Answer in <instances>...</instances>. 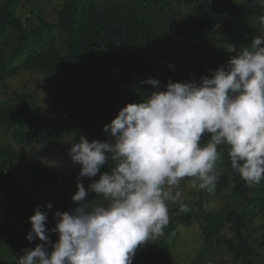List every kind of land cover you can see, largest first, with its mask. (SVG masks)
Returning <instances> with one entry per match:
<instances>
[{"label":"trees","instance_id":"16d2710c","mask_svg":"<svg viewBox=\"0 0 264 264\" xmlns=\"http://www.w3.org/2000/svg\"><path fill=\"white\" fill-rule=\"evenodd\" d=\"M262 17L256 0H0V264H16L41 243L27 239L34 208L48 213L52 229L55 211L75 207L80 166L71 161L70 137L111 141L103 126L123 106L169 80L198 83L227 68L236 53L226 49L247 47ZM218 151L215 190L194 189L188 212L168 206L164 236L139 248L132 264H201L171 256L179 228L194 223L206 263L264 264V180L248 186L227 146ZM99 175L80 180L87 189Z\"/></svg>","mask_w":264,"mask_h":264},{"label":"clouds","instance_id":"9594fccd","mask_svg":"<svg viewBox=\"0 0 264 264\" xmlns=\"http://www.w3.org/2000/svg\"><path fill=\"white\" fill-rule=\"evenodd\" d=\"M264 7V0H256ZM251 43L236 48L227 68L199 82L169 80L140 103H127L103 131L111 141L81 137L69 150L80 166L75 207L55 211V226L39 206L28 218V241L16 264H132L139 248L164 236L169 203L190 208L175 190L185 178L191 187L213 192L218 183V148L227 146L231 168L248 185L264 180V17ZM147 83L158 87L159 81ZM205 137H208L205 142ZM108 164L109 171L100 172ZM86 189L80 178L95 177ZM89 191L95 200L86 199ZM46 208L51 209L49 203ZM58 239L52 242L49 233ZM50 246V250H49Z\"/></svg>","mask_w":264,"mask_h":264},{"label":"rangeland","instance_id":"374dc122","mask_svg":"<svg viewBox=\"0 0 264 264\" xmlns=\"http://www.w3.org/2000/svg\"><path fill=\"white\" fill-rule=\"evenodd\" d=\"M40 108L42 109V106ZM77 138L78 137L75 136L70 137L69 140L66 138L68 140L67 145H70L72 147L73 143H71L70 141H75ZM192 182L193 180L192 181L187 180L184 184L180 183L179 188L175 189L182 192L183 195L181 197V202L183 203H188L191 199H196L198 197L194 188L191 187ZM175 205L178 206L179 203L177 204L169 203L168 206L171 208V207H175ZM179 231L182 237H180V239L178 238L177 241L175 242L171 256L174 259L176 258L177 261H179L180 263H182V260H180V258L182 257V259H184L185 254H190L193 257L195 256L196 259L201 258L204 261L201 264H210V263H206V261L204 260L205 255L197 251L200 248L202 229L200 230L197 224L194 223V224H189L186 227L181 226L179 228ZM159 264H165V262L162 261Z\"/></svg>","mask_w":264,"mask_h":264},{"label":"bare ground","instance_id":"6f19581e","mask_svg":"<svg viewBox=\"0 0 264 264\" xmlns=\"http://www.w3.org/2000/svg\"><path fill=\"white\" fill-rule=\"evenodd\" d=\"M133 35V34H132Z\"/></svg>","mask_w":264,"mask_h":264}]
</instances>
